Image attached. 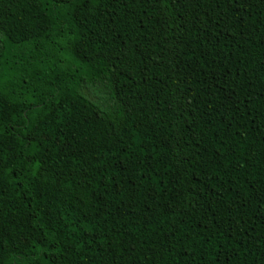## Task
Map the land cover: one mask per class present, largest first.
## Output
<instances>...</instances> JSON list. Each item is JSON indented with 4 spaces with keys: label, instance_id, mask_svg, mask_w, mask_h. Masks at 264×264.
<instances>
[{
    "label": "trees",
    "instance_id": "trees-1",
    "mask_svg": "<svg viewBox=\"0 0 264 264\" xmlns=\"http://www.w3.org/2000/svg\"><path fill=\"white\" fill-rule=\"evenodd\" d=\"M0 264H264V0H0Z\"/></svg>",
    "mask_w": 264,
    "mask_h": 264
}]
</instances>
